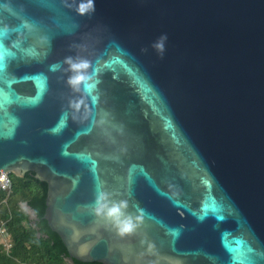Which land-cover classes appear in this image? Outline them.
Returning a JSON list of instances; mask_svg holds the SVG:
<instances>
[{
	"label": "water",
	"instance_id": "water-1",
	"mask_svg": "<svg viewBox=\"0 0 264 264\" xmlns=\"http://www.w3.org/2000/svg\"><path fill=\"white\" fill-rule=\"evenodd\" d=\"M77 3L0 0V173L48 184L69 264H264V0ZM98 188L134 232L93 214Z\"/></svg>",
	"mask_w": 264,
	"mask_h": 264
},
{
	"label": "trees",
	"instance_id": "trees-1",
	"mask_svg": "<svg viewBox=\"0 0 264 264\" xmlns=\"http://www.w3.org/2000/svg\"><path fill=\"white\" fill-rule=\"evenodd\" d=\"M12 191L7 196L0 192V219H11L7 223L12 247L7 250L0 241V264H69L65 257L67 248L58 233L53 231L44 219L48 184L37 179L32 172L18 177L11 173ZM27 202L38 216L30 219L22 209ZM76 264H102L82 262Z\"/></svg>",
	"mask_w": 264,
	"mask_h": 264
},
{
	"label": "clouds",
	"instance_id": "clouds-1",
	"mask_svg": "<svg viewBox=\"0 0 264 264\" xmlns=\"http://www.w3.org/2000/svg\"><path fill=\"white\" fill-rule=\"evenodd\" d=\"M76 11L80 15L94 12L95 0H78ZM166 39V34L162 35L154 43V47L162 52ZM64 63L68 65L67 71L72 73L67 79L69 86L75 90H79L81 84H84L88 90L95 87L94 83H92L93 75L89 72L91 62L88 59L68 56L65 58ZM59 66L54 65L53 68L55 69ZM75 107L78 108L79 105L77 104ZM128 208L129 201L127 199L114 200L112 199V193L102 188H98L95 192L93 214L110 222L121 236L134 232L142 219L141 215H133L128 212Z\"/></svg>",
	"mask_w": 264,
	"mask_h": 264
},
{
	"label": "built area",
	"instance_id": "built-area-1",
	"mask_svg": "<svg viewBox=\"0 0 264 264\" xmlns=\"http://www.w3.org/2000/svg\"><path fill=\"white\" fill-rule=\"evenodd\" d=\"M12 191V179L10 177V174L4 171H1L0 173V192L5 193L7 196L3 200L4 202H7L8 196L10 195ZM11 219V216L9 215L7 219H0V241L2 242V245L4 248L9 250L12 247V241L10 232L7 228V223Z\"/></svg>",
	"mask_w": 264,
	"mask_h": 264
}]
</instances>
